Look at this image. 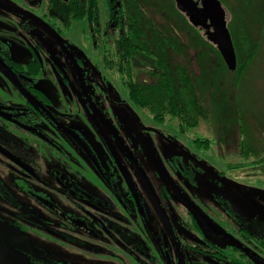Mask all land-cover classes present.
<instances>
[{
	"label": "flooded vegetation",
	"instance_id": "flooded-vegetation-1",
	"mask_svg": "<svg viewBox=\"0 0 264 264\" xmlns=\"http://www.w3.org/2000/svg\"><path fill=\"white\" fill-rule=\"evenodd\" d=\"M109 1L111 4L105 0H86L84 2L88 11L83 31L84 38L86 35L88 38L85 48L67 38L65 41L63 38L65 33H62L59 36L66 52L60 47L56 51L51 43L33 27L29 31L31 39L30 42L28 41L32 56L26 63H22L18 60L20 56L12 53L15 48L8 41V37L0 35V72L19 90L23 103L22 106H13L7 101L0 100V258L8 264L17 262L55 264L56 260L50 263L42 261L44 258H52L42 250L41 243L44 241L52 246L61 243L65 247L69 245L82 248V251L86 253L91 251L94 255L102 258L101 264H106L108 260L103 257L107 256L113 261L118 256L117 254L108 256L110 252L108 249L102 250L96 245V242L100 244L103 242L104 247H119L118 249L121 251L124 250V254L128 253L125 256L131 258L130 260L134 264H229V200L213 196L227 217L225 220H216L215 217L218 216L219 211L216 212L207 203L201 204L200 199H191L190 196L184 194V190L176 187L170 175L163 179L157 173L158 169L152 166L150 167L154 170L153 177L159 179L160 188H163L166 183L171 189L169 192L167 189L163 191L168 198L166 201L169 205L166 210L170 218L166 219L167 228L165 231L147 233L148 239L145 242L148 250L146 251L143 240L137 237L135 231L125 228L133 215L142 222H147L145 202L142 200V194L137 191L127 168L117 156L110 140L116 142L123 158L130 165L133 163L130 152L140 154L147 161V154L142 151L144 148L139 152L136 144L132 142L131 133L124 132L123 137V133H119V128L117 130L110 126L111 139L109 140L102 134L103 145L108 150V158L98 150L96 153L87 140L81 139L77 135L78 131L72 129L70 123L63 124L60 121L63 118L53 110V98L56 97L48 87L45 86L46 89L39 85L43 64L47 62L51 71L56 72L59 77L57 82L60 80L64 89L69 83V75L81 78L80 83L84 84L83 90L88 97L84 94L79 96L77 93V98H86L83 109L88 115H91L92 118L95 113H104L102 117L105 115V98H111L112 96L109 94H112L113 90L108 87L106 76L98 73L99 76L94 78L88 68L85 69L90 64L95 70H98L97 64H99L94 62L99 51L90 45L91 25L93 24L91 22L96 16L99 22L105 24L107 15L110 17L112 14L115 17V33L119 37L123 35L130 37L136 19L135 7L131 1ZM194 1L198 2V0ZM39 4L44 12L47 6H44L42 1ZM197 5L201 7L200 2ZM51 14L49 12L48 17L37 18L43 22L47 20L44 23L50 27ZM184 16L197 34L199 32L208 38L209 30L201 26H193L186 14ZM46 32L53 38L48 31ZM54 41L57 43L55 39ZM71 52L74 54L71 59L81 67L82 72H76L72 62H61L62 56L69 55ZM34 61L38 62L41 67L37 77L31 76L27 69V65ZM102 86H106L107 89H102ZM66 95L67 92L64 98L69 97ZM117 96L121 97V95ZM45 123L47 127L43 128ZM49 131H53V134ZM59 136L63 139L61 140L62 145L63 141L67 142L69 147L73 145L82 150L83 156L95 168L99 185L93 187L94 190L90 191L85 188L84 183L81 185L59 165V160L68 156L57 141ZM189 155L191 163L192 160H196L194 155ZM90 158H93L94 161ZM171 162L175 161L171 160ZM176 163L178 167H186L181 158ZM121 167L125 168L131 180L134 194L121 173ZM191 167L199 170L195 175L196 179L186 176L181 167L178 173L187 182L198 181L202 177L201 170L195 165ZM133 168L136 171V168ZM204 176L205 174H203ZM216 181L217 183H215ZM121 183L124 185V191L119 188ZM213 184H216L218 189L222 187L221 181L218 179ZM159 191L161 190L159 189ZM106 194L109 195L108 199H106ZM58 199H61L60 202ZM113 199L118 201V207L113 204ZM149 199L152 201L151 198ZM188 201L198 206L221 227L223 232L209 233L199 226L187 206ZM171 202L178 205L173 207ZM243 227L263 231L261 228L248 224L247 220L243 223ZM131 249L135 251L143 249L144 253L132 254L133 250L131 251ZM244 250L245 258L249 259L247 245ZM88 257V255L84 256L83 264H88V262L86 263Z\"/></svg>",
	"mask_w": 264,
	"mask_h": 264
},
{
	"label": "rangeland",
	"instance_id": "rangeland-1",
	"mask_svg": "<svg viewBox=\"0 0 264 264\" xmlns=\"http://www.w3.org/2000/svg\"><path fill=\"white\" fill-rule=\"evenodd\" d=\"M0 1L1 3L29 13L35 17L43 16V9L39 3L45 0ZM142 1L143 7H145L144 9L149 13H152L153 7L156 6H158L162 11H164L165 8L169 10L171 6L170 0H164V4H162V1L159 0L161 3L160 5L157 2L158 0ZM229 1L230 3H233L232 5H229L232 7L233 11L229 10L227 6L224 5L228 28H230L233 42L234 39H237L243 43L242 46H245L239 49L236 53L237 59L240 58L241 60H245L247 56L249 58L250 54H253V52L258 50L254 61L251 63L253 64L251 71L246 72L242 79L237 81L236 72L229 71L221 57L218 55L215 56L216 54L209 55L211 52L207 49L197 52L192 48L189 49L188 56L191 61L192 72L195 76L196 83L198 85L197 87H199V98H202L204 108L208 111L207 116L200 119L196 128L182 134L183 136H180L176 131L171 130L178 138L173 137L172 135L166 137L161 132L160 134H162L164 138L149 133L148 136L152 140V150L150 151V155H153L155 158L157 156L165 162L166 165L167 162L170 164L172 163L168 160L178 161L181 158L185 162L186 167H191L192 165L199 167L202 177L199 178L197 184L195 181L187 182L186 179H182V176L178 172H176V174L173 173L171 176L175 182H183L184 186H181L183 190L187 191L191 198L200 199L201 204H209L210 207H213L214 210H216V212L219 211V215L220 211L222 213V210L219 202L215 201L213 196H218L219 199L222 197L229 200V212L231 214L234 213L242 219V221L247 220L251 226L264 230L263 167H246L247 169H234L226 171L225 165H221V160L225 162V164L229 165V167L244 163L245 158H247L249 162L255 160L250 159V156L248 155V157L244 156L245 158L240 155L241 149L239 147V142L243 136L251 145L254 144V147L255 143L261 144L264 142V0ZM43 5L46 6L47 4ZM133 6L136 7L134 4ZM136 9L137 7L135 8V11ZM135 16L137 19V12ZM157 20L162 25L165 22L162 17H159ZM33 27H35L39 33L51 43L53 48L58 51L57 48L60 46L55 43L54 39L51 38V36L43 30L41 26L19 14L0 8V35L8 37V41L12 43L13 48H15V51L12 53L20 56L18 60L22 63H26V61L30 59V56H32V51L29 47L31 39L29 31H31ZM83 29V22L76 23L70 32H66L63 35L64 40L66 41L69 39L72 42L77 43L80 47L85 48L86 40L84 38L85 33L83 32ZM174 30L177 33L174 34V37L180 42L181 46H186L191 43L188 41L185 34L181 33V30L175 25ZM149 34H151L150 31ZM206 41L210 43L208 39ZM252 43H256L259 46H251ZM137 55L135 56L136 60L134 65L137 68V71H139L138 78L140 81L153 84L155 82V78L146 74V70L155 69L153 59L144 54ZM73 56L74 54L72 52L71 54L69 53V55L65 54L62 56L61 62H72L74 70L76 72H82L81 67L77 63L75 64L72 60ZM164 59L166 61V66L171 69L167 59L165 57ZM94 62L101 65L100 52L97 56H95ZM43 67L39 85H42L43 88L48 87V89L56 97L53 98V110L56 114L63 118L60 121L63 124L70 123L69 125L71 128L78 131L77 135L81 139L87 140V142L96 150V153L98 150L100 153H104V155L108 158L109 154L107 147L103 145L104 141L102 134H104L109 140L111 139L109 127L114 125L112 120L105 118V116L102 117L104 113H95L92 118L91 115H88V113L83 109L86 98H77V93L79 96L82 94L86 95L83 90L84 84L82 82L80 83V77L76 78L75 76L69 75V83L64 89L60 80L57 82L59 77H57L56 72L51 71L47 62H44ZM87 68L92 73L94 78L99 76L97 75V70H95L92 65H87L85 69ZM106 76H108V74H106ZM111 81L116 86L115 91L120 93L121 91L119 89L121 87L118 83L119 81L117 79H111ZM103 88L105 90L107 89L106 86H102V89ZM95 91L98 93L97 88H95ZM66 92L69 97L66 95L67 98H64ZM122 95L123 94H121L120 98H122ZM0 100L4 102L7 101L13 106L23 105L19 90L1 72ZM104 106L106 108L108 107V109L111 107V105L108 106V104H105ZM114 107H116V105H113V108ZM141 117L150 122V120L142 113ZM150 125L156 126L153 123H150ZM44 127H47L46 123L43 124V128ZM241 128L245 131V133H241ZM138 130L139 127L135 125V132L142 133ZM164 130L166 131V129ZM50 133L53 134V131ZM197 138L201 141V149L197 148L198 143H195V139ZM170 139H172V141ZM61 140L63 139L59 136L57 141L67 152L68 156L62 157L59 160V165H61L65 171H68L69 175H71L81 185L84 183L85 188L90 191L94 190L95 188L93 187L99 185L98 175L95 168L91 165L88 159L83 156L82 150L75 148L73 145V148L69 147L67 142L65 143L62 141V145ZM206 140L210 142V145L204 143ZM110 141L113 144V148L117 156H119V159L127 168V171L130 174L132 181L135 183L136 188L143 196L142 200L145 202L146 206L147 222L144 223L133 215L129 223L126 224L125 228L135 231L138 238L143 240L145 250L147 251L148 249L145 242V240L148 239L147 233H154L161 230L165 231L167 228L166 219L170 218L168 211L166 210L169 203L166 200L161 199L159 196L160 181L158 178L153 177V168L158 169L157 173L161 175L163 179L167 175L169 176V174L161 168L156 167V162L152 163L149 157H147V162L140 154L135 152H130L133 163L131 165L128 164V162L123 158L121 150L116 142H113L112 140ZM170 141L174 143H169ZM205 147H208V150H206ZM144 152L147 154L146 147H144ZM258 152L259 151H257V153ZM189 154L194 155L196 158V160H192V163L189 161V158H191ZM262 156H264V154ZM207 161H209L211 165H209ZM157 162L160 164V161ZM102 163L104 164L103 161ZM133 167L136 168V171ZM216 168L219 171H223L226 176L224 177V175H220ZM168 169L171 173L172 169L170 167ZM196 170L197 172L199 171L198 169ZM203 174H205L204 177ZM216 179L221 181V185L223 186L222 190L218 189L215 186L216 184H213ZM215 183H217V181ZM119 186L120 190H125L122 183ZM108 198L109 195L106 194V199ZM149 198H151L152 201ZM112 202L116 207L119 206L117 200L113 199ZM171 203L173 204V207L178 205L175 202ZM213 215L215 217L214 213ZM223 215L225 214L223 213ZM215 218L216 220H225V217L223 216H217ZM231 218L232 220L229 218V227L231 226V223L233 224V222H235L234 217L232 216ZM78 237L81 238L80 235H78ZM96 245L102 250L105 248L108 249L110 251L108 256L109 254H117L118 257L114 258L113 261L112 258L107 256L103 257L108 260L106 264H134L130 260L131 258L125 256L128 253L124 254V250L121 251L118 249L119 247H104L103 242H101V244L96 242ZM41 247L42 250L45 251V254L52 256V258H44L42 261L50 262L56 260V262H54L55 264H83L84 256L88 255L89 257L86 260V263L101 264L102 258L94 255L91 251L90 253H86L82 251V248L72 247L69 245L65 247L64 245H61V243H57L56 246H52L50 243L44 241L41 243ZM132 250L133 249H131V251ZM131 253L143 254L144 250H133ZM115 259H117V262H115ZM16 264L31 263L17 262Z\"/></svg>",
	"mask_w": 264,
	"mask_h": 264
},
{
	"label": "trees",
	"instance_id": "trees-1",
	"mask_svg": "<svg viewBox=\"0 0 264 264\" xmlns=\"http://www.w3.org/2000/svg\"><path fill=\"white\" fill-rule=\"evenodd\" d=\"M85 1L86 0L42 1V4H47L46 10L43 12V17H48V13L51 12V20H49V22H51V24H49L50 27L55 30L58 35L66 32L68 33L76 23L87 22L85 19L88 11L84 6ZM161 1L162 4L165 3L164 0ZM170 1L171 6L169 10L163 8L164 11H162L156 6L153 7V12L149 13L144 9L145 7H143L142 0H131L132 4L137 7V19L134 20L135 23L132 21L134 28H132V36L130 37L127 35L119 37L115 33V17L112 14L110 17L107 15L105 24L99 22L96 16H94V21L91 22V24H93L91 25L90 45L96 48L101 54V65L96 63L98 66L97 73L103 76L108 74L106 78L108 80V87L113 90L112 94L110 93L112 97L121 94L124 95V98L123 95L122 98L118 96L116 98H105L106 104H108V106L111 105V107H109L110 109H108V107L105 109L106 113L104 116L112 120L114 125L111 124V127L117 130L119 128V133H123V137L124 132L131 133L133 138L132 142L136 144L138 151L141 152V149L146 147L147 154L149 155L152 150V140L148 134L151 132H146L144 128H154L166 137L171 135L177 137L171 130L183 136L182 134L196 128L200 119L207 116L208 111L204 108L202 98H199V87H197L198 85L192 72L191 61L188 56L189 49L192 48L196 52L207 49L211 52L209 55L216 54L215 56L218 55L221 57L217 47L211 42L208 43L204 35L199 32L197 34L194 28L187 23L183 13L176 8L175 1ZM105 2L110 3L109 0H105ZM157 2L159 5L161 4L159 0ZM221 2L223 6L226 5L229 10L233 11L232 7L229 6L233 4L232 2L230 3L229 0H221ZM159 17H162L165 21L163 25L158 22L157 19ZM174 25L181 30V33L185 34L188 41L191 42L189 43L190 46L189 44L181 46L180 42L175 39L174 34L177 33L174 30ZM84 30L85 27L83 31ZM149 31L152 35L149 34ZM87 39L86 35L85 40ZM233 43L236 53L239 49L245 47L242 46L243 43L237 39H234ZM253 45L254 47L259 46L256 43L251 44V46ZM257 51L250 54L249 58L247 56L245 60H241L240 58L237 59V68L234 71L237 75V81H240L246 72L251 71L253 65L251 63L258 53ZM138 53L152 58L155 63L154 70H146V74L155 78L153 84L140 81L138 78L139 71H137L134 65L136 60L135 56ZM164 57L167 59L171 69L166 66ZM27 67L30 75L33 77H37L41 71L40 64L36 61L30 62ZM111 79H117L119 81L118 83L121 87L119 89L121 91L120 93H116V86L112 83ZM113 105H116V107L113 108ZM141 113L145 115L150 122L141 117ZM150 123L156 126L150 125ZM135 125L139 127L138 131L142 133L135 132ZM162 128L166 129V131ZM241 133H245L242 128ZM162 134L158 135L164 138ZM121 140H123L122 137ZM170 140L172 141V139ZM171 141L169 143L173 144L174 142ZM196 142L198 143L197 148L201 149L200 139H195V143ZM204 143L210 145V142L207 140L204 141ZM239 147L242 157L250 156V159L255 160L249 162V160L244 157V163L231 167L221 160V165H225V170L229 171L234 169H245L246 167L253 168L262 166V171L264 173V156H262L264 154V142L261 144L255 143L254 147V144L251 145L243 136L239 142ZM205 149L208 150V147H205ZM256 150L259 152L257 153ZM144 153L146 154V152ZM149 155H147V157H149L150 161L152 163L156 162V167L166 171L170 176L173 175V173L176 174L181 167L182 171H185L186 176L192 179L195 178L197 171L194 167H178L176 161L171 164L167 162L166 165V163L157 156L155 158L153 155ZM90 159L93 160V158ZM157 161H160V164ZM207 163L211 165L209 161H207ZM169 167L172 169L171 173L169 172ZM216 170L220 175L226 176L223 171H219L217 168ZM173 182L177 188L183 190L181 185L184 186V184L182 181L177 183L173 179ZM195 182L196 184L198 183V181ZM222 187H220V190H222ZM164 189L165 191L167 189L168 192L171 191L165 183L163 188H160L161 191H159V196L163 200H168L167 195L163 192ZM137 191L139 190L137 189ZM184 194L189 196L185 190ZM191 199L196 200L195 198ZM60 200L61 199H58V202H60ZM223 213L224 211H222V213L220 212L218 216L227 218L226 214L224 213L225 215H223ZM231 215H233L235 222L232 221L233 224L230 222L229 235L226 233L229 236V264H264V230L256 231L246 228L247 226L243 227V223L246 221H242L237 215L229 212V218L231 220ZM246 245L248 247L247 254L250 257L249 259L245 258L244 249ZM225 247H227V245H225Z\"/></svg>",
	"mask_w": 264,
	"mask_h": 264
},
{
	"label": "water",
	"instance_id": "water-1",
	"mask_svg": "<svg viewBox=\"0 0 264 264\" xmlns=\"http://www.w3.org/2000/svg\"><path fill=\"white\" fill-rule=\"evenodd\" d=\"M115 1V0H112ZM200 2L201 7H198V3ZM177 9L186 14L189 19V22L195 26H201L208 31V40L213 43L225 65L227 66L229 71H235L237 68V55L233 43V39L231 33L228 28L226 11L220 0H198L195 2L194 0H175ZM0 8L9 10L16 14H19L29 20H32L43 29L48 31L53 38L57 41L58 45L62 50L66 52L65 46L60 38V36L46 23H44L41 19L26 13L24 11L15 9L11 6H8L4 3L0 2ZM208 22V25H207ZM206 23V24H205ZM146 131H151L156 134H160L158 131L152 128H144ZM161 135V134H160ZM123 177L125 178L129 189L134 194L133 185L131 180L125 170V168H120ZM187 206L197 221L198 225L203 227L209 233H220L223 232L221 227H219L213 220H211L198 206H196L191 201H188ZM0 264H8L0 258Z\"/></svg>",
	"mask_w": 264,
	"mask_h": 264
}]
</instances>
